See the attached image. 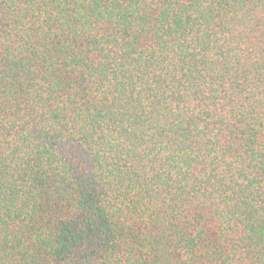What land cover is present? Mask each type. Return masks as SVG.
Masks as SVG:
<instances>
[{
	"label": "trees",
	"instance_id": "obj_1",
	"mask_svg": "<svg viewBox=\"0 0 264 264\" xmlns=\"http://www.w3.org/2000/svg\"><path fill=\"white\" fill-rule=\"evenodd\" d=\"M0 264H264V0H0Z\"/></svg>",
	"mask_w": 264,
	"mask_h": 264
}]
</instances>
